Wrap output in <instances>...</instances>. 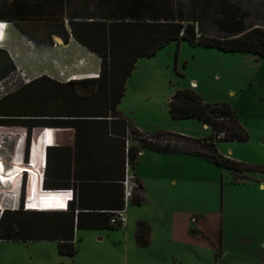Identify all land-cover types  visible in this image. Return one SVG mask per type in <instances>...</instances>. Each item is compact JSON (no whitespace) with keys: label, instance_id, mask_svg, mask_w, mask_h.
I'll use <instances>...</instances> for the list:
<instances>
[{"label":"rangeland","instance_id":"1","mask_svg":"<svg viewBox=\"0 0 264 264\" xmlns=\"http://www.w3.org/2000/svg\"><path fill=\"white\" fill-rule=\"evenodd\" d=\"M177 1L184 5L189 2ZM232 1L239 7L238 11L241 15L246 13L243 19L246 22L262 20L264 0ZM48 17H51L49 13L45 15V18ZM206 22L205 27L208 31H204L202 36L215 37L227 33L220 31L213 20ZM50 34L49 31H34L31 38L36 42L51 44ZM28 40L30 39L23 38L17 32L13 35V43L20 49L18 51L20 58L17 60L19 66L13 62L8 52L3 50L9 62L7 67L0 70V79L11 72L16 73V67H19L20 72L29 81L26 84L21 80L17 81L16 87L19 88L0 99V121H13L12 123L26 121L32 124V127L0 124V129L24 132L26 138L23 140V148L21 147V159L29 162H32L36 156L42 157L44 161L46 145L44 128L47 130L49 162L47 174L50 179L47 186L52 188L55 186H51V183H59L54 181L58 173L70 176L73 170L76 135L74 128L51 124V121H58L60 118L51 114H57L56 111L58 113L68 111L61 107L65 90L59 92L53 89L56 88L55 83L77 80H68V78L80 69L73 65L76 63L75 56L68 55V51L65 50L61 54L51 53V48L44 50L29 43ZM85 62L88 65L85 64L81 70L85 67L93 69L97 67L95 68V77H97L100 58L96 55L93 60ZM7 68L9 70L5 72ZM41 76L42 81L33 82L32 86L25 87ZM191 80H195L196 84L191 85ZM127 81V92L117 107L124 117L136 118L141 122L142 129L152 136L159 131L174 130L193 138L175 137L179 147H175L177 149L175 152H163L167 153L166 156L164 154L156 156L151 152L156 150L142 147L143 151L150 153L149 156L141 157L142 171H147L152 178L147 179L150 200L140 205L129 202L126 208L129 211L126 214L129 220L134 216L149 220L150 242L146 245L137 244L131 225L127 228L122 225L118 228L75 229L73 255L61 254L57 241L51 239H0V264H229L253 260V253L257 250L230 248L226 239L224 248L230 251L223 259H219V244L216 246L215 241H220L222 182L225 201L223 231L226 235L230 230L227 213L230 211V215L233 214L228 203V195H236L233 198L242 196L237 191L230 192V182L234 180L238 170L221 165L213 168V161L199 154H208V150L213 148L203 140L211 134V128H204L197 118H172L168 100L176 90L192 87L205 102L228 104L235 111L239 123L246 131L247 139L218 140L217 149L222 153H227L231 149L230 156L241 160L248 167L264 166V58L252 52H227L217 47L193 45L187 40L171 41L159 48L155 54L140 57ZM95 88V84L84 85L75 82L73 85L74 91L83 97ZM219 122L223 127L230 124L225 119ZM1 139V157L5 166L10 167L14 152V135H3ZM184 143L186 144L183 145ZM129 168L133 173L131 164ZM239 172L245 177L256 178L257 184L259 181L257 179L264 177L260 176L261 171L256 169ZM157 175L161 176L155 179ZM25 178L23 177V192L21 190L20 193L15 188L9 191L7 183L3 186L0 184V203L6 206L4 210L10 212L6 221L27 227L30 234H41L42 229L51 234V226L62 221L59 215L36 211L29 214L13 213L23 208L22 193H24ZM171 179H175L176 184L172 183ZM136 193L141 195L140 191ZM17 200L21 202L19 207L11 209L14 203L17 204ZM96 203L99 204L98 201ZM217 203L219 218L215 219L213 208H216ZM45 209H51V201L45 202ZM234 219L233 217L232 221ZM39 228L41 229L36 231Z\"/></svg>","mask_w":264,"mask_h":264},{"label":"trees","instance_id":"2","mask_svg":"<svg viewBox=\"0 0 264 264\" xmlns=\"http://www.w3.org/2000/svg\"><path fill=\"white\" fill-rule=\"evenodd\" d=\"M134 1L135 4L133 3L131 6L138 8L140 11L137 12L142 13L141 9L143 10L145 4L142 3V0ZM213 1H215L213 2V22L216 23L220 31L227 32L225 35L219 34L215 37L200 35L197 37L196 29L200 34L204 31H200V24L198 22V25H196V20L180 18H165L163 20L154 18L145 20L140 13H132L131 16L134 17L131 20L125 21L121 19L108 23L98 22L95 26L94 24H90L91 26L86 28L85 31H76L73 25L71 27L72 31H69V33L66 31L60 33L65 41L68 40L69 34H71L77 42L100 58V70L97 77L79 78L75 81L55 83L57 89L55 87L54 89L52 88L59 92L65 90L66 94L62 96L61 107L68 109V111L59 113L56 111L55 113L57 114H51L52 116L60 117L59 120L57 119L58 121H51V124L74 128L76 134L74 138L75 148L73 150L74 166L70 174L74 180L72 186L76 191V200L71 202L68 208L65 205L63 209H45L46 201L62 199L59 195L60 190L64 189L47 186V182L50 179L47 174L49 162L47 159L48 135L46 130L44 187L41 190V208L35 211L59 215L62 221L51 226V234L46 233L42 229L41 234L34 235L28 232L27 227L13 221H6L7 215L10 212L3 210L0 213V239H51L57 241L58 250L61 254L73 255L75 253V228L119 227V225L109 223V214L105 210L118 208L122 205L121 180L124 177L125 161L123 136L129 122L117 107L124 96L127 78L136 61L140 57L155 54L159 48L168 42H179L180 40H187L193 45L217 47L227 52H252L258 54L260 57H264V24L261 27L244 31L246 22L243 19H245V15L239 13V7L236 6L235 2L228 4L227 0ZM218 15H221V17ZM262 19L264 23V15ZM3 50L6 49H0V70L7 67L6 65L9 62ZM8 70L9 68L5 69V72ZM42 80L41 76L32 80V83L25 85V87L32 86L34 83ZM75 82L84 85L95 84L96 88L86 97H83L74 91L73 85ZM48 89L46 88V90ZM20 92L22 93V90ZM52 102L56 101L52 100ZM168 105L172 118H197L211 127V134L203 140L213 146L212 150L209 151L207 149L208 154L196 151L195 153L205 155L218 165L234 170L256 169L264 172V166L254 168L244 166L243 163L219 153L215 148V143L218 140L245 141L247 139L246 131L239 123L235 111L228 104L205 102L192 87H189L176 90L169 98ZM56 106L58 107V105ZM224 119L230 123L229 125L226 124L225 128L219 122ZM53 120L55 119L53 118ZM12 122L0 121V124H15L24 126L25 128L32 127V124L26 121ZM33 126L39 127L38 125ZM223 131L224 135L217 137ZM162 133L160 132L155 136H160ZM140 145L152 148L158 152H175L177 150V147L160 146L146 141ZM138 150L139 147L137 146L129 148L128 160L131 165L134 163ZM42 160V157L36 156L31 163L42 164ZM57 176L56 178L59 179L63 174L58 173ZM21 190L23 192V183ZM98 194H101L100 196L103 200L102 202H98L99 204L87 202L85 199L84 201L81 200L84 196L90 199L93 195ZM141 199L142 196L135 193L131 202L139 203ZM23 202L24 200L22 204ZM65 209L67 210L65 211ZM19 212L25 214L32 213V211L23 208L13 213L17 214ZM40 229H36V231ZM148 233V225L144 221H138L137 233L135 235L137 244H148Z\"/></svg>","mask_w":264,"mask_h":264},{"label":"crops","instance_id":"3","mask_svg":"<svg viewBox=\"0 0 264 264\" xmlns=\"http://www.w3.org/2000/svg\"><path fill=\"white\" fill-rule=\"evenodd\" d=\"M188 1H189L188 4L184 5V3L177 0H142V3H144L145 6L143 10L141 9L142 13H140L137 12L140 11L138 8L131 6V4L133 3L135 4L134 0H4V2L0 0V21L6 22V26L3 29V31H5L3 48L7 50L13 62L17 66H19V64H17V60L18 58H20V55L18 54V51H20V49L17 44L13 43V35L15 34V32H17L18 34H21L23 38L31 39L32 42L36 43L34 45L38 47H39L38 44L45 45L44 47L40 46L39 48H43L44 50L51 48V53L59 52L61 54L63 53V51L65 52V50L68 51L69 53L68 55L75 56L76 63L73 65L76 66L77 69H80L76 72H73L71 76H74V78H93L96 75L95 70L97 69V67H95L96 69L85 67L84 70H81V68H84V65L86 64L85 62L86 60L91 61L94 58H96V55L90 52L83 45L78 43L71 36V34H69L68 40L65 41L60 33H62L63 31L69 33V31H72L71 27L73 25L76 31H85L86 28L91 26L90 24H94L95 26V24L98 22L108 23L111 21H117L121 19H124L125 21L131 20L134 17L131 16L132 13L133 14L140 13L145 20H151L154 18L160 20H163L165 18H175V19L180 18L186 20L192 19V20H196L195 22L196 25H198L197 23L199 22L201 27L200 31H208L205 25L207 24L206 22L207 20H213V0L211 1L188 0ZM227 2L228 4L234 3V1L232 0H227ZM208 7H210L211 10ZM262 11L264 15V10L262 9ZM48 13L51 15V17L45 18V15ZM10 16L14 18H11ZM12 19L13 21H11ZM263 24H264L263 19L259 22H252V23L246 22L244 31H248L255 27H261ZM34 31H49L51 33L50 34L51 44L44 42H36L32 40L31 36L33 35ZM57 38H60L61 41H58ZM256 55L260 57L258 54ZM80 61H83L84 63ZM86 65H88V63ZM127 83H126V89L124 95L127 92L126 91ZM195 84H196L195 80H191V85H195ZM125 118L132 126L138 127L140 129L143 128L141 122H139L136 118H128L126 116ZM201 123L204 128H211L207 123H203L202 121ZM166 131L169 133H182V132H176L174 130L173 131L165 130L163 132ZM158 133H160V131ZM184 135L186 138L193 139L191 136H187L186 134ZM185 144L186 143H184L183 145ZM131 145L139 147L136 158L134 160V163L131 165V168L137 181L141 185L140 193L142 199L139 203H136V205H140L150 200L149 192L147 189V179H152V178L148 175L147 171L144 170L142 171L143 167L141 166V159H142L141 157L149 156L150 153L147 154L146 151H143L144 150L142 149L143 146H141L139 143L133 142ZM215 148L217 149L216 143H215ZM217 151L223 155L229 156L231 159L235 161H239V162L241 161L239 159L232 158L230 156L229 153L231 149H229L227 153H222L218 149ZM151 152L152 153L154 152L153 154H156V156H162L163 154L164 156H166L165 154H167L158 151H151ZM138 156H140V158H138ZM171 156H176V155H171ZM198 158L202 159V157H198ZM216 165L218 164L213 162V168H217ZM244 166H246V164ZM242 172H239L238 170V172L235 173L234 180L230 182L231 183L230 192L237 191L238 194L242 196H237L233 198V196L236 195H231V194L228 195L229 196L228 203L230 204L233 210L232 215L235 219L232 221L233 217L232 215H230V211H228L227 220L230 221L231 227L229 225L230 230H228V233L226 235L224 234L223 231V222L225 216L224 213L225 201H224V184L222 182V197L220 203V211H221L220 241L219 242L215 241V244L216 246L219 244V250H220L219 259H223L224 256L227 255V253L230 251L229 249L224 248L225 239L230 244L229 246L230 248L233 249L237 248L239 250H249L254 248L255 250H257L255 253H253L254 254L252 256L253 260L231 262L229 264H262L264 263V177L261 179H257L259 180L257 184L255 180L256 178L251 176L245 177V175ZM259 175L264 176V172H260ZM160 176L161 175L159 176L157 175L155 179H158V177ZM221 176L223 178L224 176L223 172ZM54 181H57L59 183L56 184L51 183V186H55L52 188H64V189L73 187L72 184L74 182L73 177L71 175L66 176V174L59 179H54ZM171 182L176 184L175 179H171ZM100 195L101 194L93 195L92 198L87 199L85 198L86 196L85 194V196L81 200L84 201L85 199L87 202H97V201L102 202L103 200ZM131 203L135 204L134 202ZM65 205H66V201H64L63 199L51 201V209H55V210L63 209L65 208ZM128 211L129 209H126V213ZM213 212L215 219L219 218L218 203L216 208H213ZM138 221H144L148 225L149 227L148 243H149L150 230H151L148 222L149 220H144L143 218H141V216H134V218H131V220H129V217L126 214V222L124 227L127 228L128 226L130 227V225L133 227L134 239H135V235L137 233ZM75 229H79V228H75ZM87 229H102V228H87Z\"/></svg>","mask_w":264,"mask_h":264},{"label":"built area","instance_id":"4","mask_svg":"<svg viewBox=\"0 0 264 264\" xmlns=\"http://www.w3.org/2000/svg\"><path fill=\"white\" fill-rule=\"evenodd\" d=\"M3 21H0V25ZM196 36L199 37L201 34L196 29ZM31 40V39H30ZM16 73L11 72L2 79H0V99L8 95L9 93L14 92L19 87H16L17 81L21 80L23 84L28 83L29 79L20 72L19 67H16ZM18 72V74H17ZM78 78L69 77L68 80H73ZM224 133L221 132L217 137L223 136ZM170 136L171 138H168ZM185 137L183 133H169L164 132L160 136H152L145 133L142 129L134 127L131 125L126 126L124 139V152H125V161H124V177L121 180L122 184V205L118 208L105 210L109 214V223L113 225H125L126 222V208L129 202H131L134 194L140 190L139 182L137 181L135 175L130 172V164L128 160L129 148L132 146L133 142L142 144L144 141L157 144L160 146H170L176 147L179 144L176 143L175 137ZM173 138V139H172ZM61 198L66 201V206L76 200V191L73 187L65 188L60 190Z\"/></svg>","mask_w":264,"mask_h":264},{"label":"bare ground","instance_id":"5","mask_svg":"<svg viewBox=\"0 0 264 264\" xmlns=\"http://www.w3.org/2000/svg\"><path fill=\"white\" fill-rule=\"evenodd\" d=\"M5 26H6V22L1 23L0 25V47L1 48L4 47L3 40L5 36L4 35L5 31H3V29ZM57 40L61 41L60 38H57ZM29 42L31 44L32 43L36 44L35 42H32L31 40ZM38 45L39 47L45 46L44 44H38ZM71 77L74 78V76H71ZM44 130H45L44 133L46 135V129L44 128ZM7 134L14 135V143H13L14 152H13L12 163L10 167H6L1 157L2 139L0 140V183H1V180L4 182L6 181L7 184L9 185V188H8L9 191L10 189L12 191L14 188L18 190V183L20 181V178L22 177V183H23V177L25 178V174H26V178L24 179V193H23L24 202L23 204L26 203L30 206H28L27 208H24V205H23V208L26 210H30V211L39 210L41 208L40 199L42 196V191H41L42 188L38 186H40L41 184V179L43 178L44 180L45 163L41 165L37 163L27 162L24 160L22 161L21 147H22L23 140H24V132L23 131L12 132L8 130L0 129V138H2L3 135L5 136ZM44 160H45V155H44ZM8 169H10V172L6 173V170ZM0 204H2L0 205V210H4L6 206L3 203H0ZM10 208L13 210L16 209V207H10Z\"/></svg>","mask_w":264,"mask_h":264},{"label":"clouds","instance_id":"6","mask_svg":"<svg viewBox=\"0 0 264 264\" xmlns=\"http://www.w3.org/2000/svg\"><path fill=\"white\" fill-rule=\"evenodd\" d=\"M3 22H5V21H3ZM25 138H26V136H25ZM24 138V139H25ZM23 148V147H22ZM23 150V149H22ZM21 155H22V152H21ZM45 161V160H44ZM45 162H43V164H44ZM10 172V169H8V170H6V173H9ZM7 182L5 181H2L1 180V185L3 186V185H5ZM21 187H22V177L20 178V181H19V183H18V193H20L21 192ZM43 187V178L41 179V184H40V188H42ZM18 193H17V196H18ZM20 201L19 200H17V204L16 203H14V207H19V205H20ZM28 206H30V205H28V204H26V203H24V208H27ZM67 208H68V206H67ZM65 210H67V209H65ZM3 210H0V213L2 212Z\"/></svg>","mask_w":264,"mask_h":264}]
</instances>
